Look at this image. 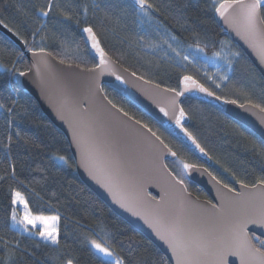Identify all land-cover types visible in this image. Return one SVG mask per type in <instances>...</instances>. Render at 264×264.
<instances>
[{
	"label": "trees",
	"instance_id": "1",
	"mask_svg": "<svg viewBox=\"0 0 264 264\" xmlns=\"http://www.w3.org/2000/svg\"><path fill=\"white\" fill-rule=\"evenodd\" d=\"M224 1L228 0H149L159 11L148 17L135 0H51L54 7L47 16L39 10L47 11L50 0H0V21L24 42L26 51L47 50L86 68L98 64L84 38V29L92 27L108 54L146 80L179 91L181 79L190 75L223 99L264 109V78L216 19ZM261 12L264 21V3ZM169 34L179 37L180 43ZM218 52L232 53L231 64L228 68L221 64L219 72L204 59L217 60ZM28 69L25 52L0 31V176L5 177L0 180V264H10V254L16 264H67L68 260L116 264L99 255L92 240L109 247L120 264H170L151 240L82 181L65 133L13 80L16 73ZM103 90L113 104L164 140L176 153L174 160H166L171 171L189 191L208 198L188 179L184 167L203 162L120 92L108 86ZM181 104L189 118L185 128L212 159L208 168L221 183L236 188L241 182L256 185L264 178L263 139L207 103L184 97ZM11 164H15L14 178ZM16 191L31 214L59 216L58 244L40 238L32 227L28 231L14 227L11 213L17 208L11 200ZM260 240L264 239L253 242L264 252Z\"/></svg>",
	"mask_w": 264,
	"mask_h": 264
},
{
	"label": "water",
	"instance_id": "2",
	"mask_svg": "<svg viewBox=\"0 0 264 264\" xmlns=\"http://www.w3.org/2000/svg\"><path fill=\"white\" fill-rule=\"evenodd\" d=\"M215 15L228 38L243 50L264 78L261 6L257 8L254 34L247 30L242 6L233 0L221 3ZM0 31L21 47L29 62V69L16 73L14 82L28 91L46 116L65 133L82 181L116 214L151 240L170 264H213V257L201 251L207 241L231 243L232 228L238 221L255 220L264 213V185L258 183L253 188L239 183L234 188L236 193H232L233 188H225L210 172L208 167L213 164L210 156L205 150L201 152L197 140L184 132L188 115L181 122L183 128L175 122L182 100L191 97L217 108L264 140V109L248 102L223 99L190 75H186L191 77L188 82L184 81L185 76L181 79L180 90L176 92L183 91L184 96L176 97L174 107L171 89L146 80L117 62L102 47L94 31L95 41L92 34L84 32L85 42L98 60L91 68L64 62L47 50L26 51L24 42L2 23ZM93 43L98 48H93ZM104 86L128 98L203 162V165L189 164L191 167L185 171L208 198L197 196L184 182L179 183L181 180L166 164L167 159L176 158L172 155L174 151L153 130L149 132L142 122L125 115L113 104ZM161 108L169 115L164 116ZM245 232L251 247L259 249L251 235L264 239V224L248 223ZM165 233L173 240L176 252L168 240L161 238ZM227 260L228 264H264V252H256L251 261L247 253L243 257L229 255Z\"/></svg>",
	"mask_w": 264,
	"mask_h": 264
},
{
	"label": "snow or ice",
	"instance_id": "3",
	"mask_svg": "<svg viewBox=\"0 0 264 264\" xmlns=\"http://www.w3.org/2000/svg\"><path fill=\"white\" fill-rule=\"evenodd\" d=\"M234 3L241 5L243 10H244V16H245V20H246V26H247V30L249 33H255L256 29H257V22H258V16H257V8L258 6H261L262 3H264V0H251V2L249 3H244L243 0H233ZM135 3L138 5L139 7V11L144 14L145 16L150 17L152 15V11H159L158 8H156V6L152 3H149V0H135ZM53 3L50 2L46 5L47 11H45L44 8H41L40 14L47 16L49 14V12H51L53 10ZM84 11H87V8L84 9ZM69 19H71V16L68 17ZM79 21H77L78 23ZM0 23H2V21H0ZM41 27H43V25H41ZM39 30V29H38ZM85 32L92 34V40L95 41L96 37L93 34V28L92 27H88L84 29ZM170 39L175 42L176 44L180 43V38L177 36H172L171 34H169ZM165 43H168V41H165ZM93 48H98V44L93 43L92 45ZM168 47L171 48L172 45L168 44ZM43 51V49L41 50ZM173 51H175V49H173ZM216 55H222V53H216ZM234 55L238 56L239 53H234ZM186 59V57H185ZM229 64H231V60L227 61ZM101 63H104L103 60V52L101 50ZM20 75H23V73H20ZM228 77L225 76L224 79H227ZM118 79H120L118 77ZM185 82H188L191 80V77L185 76L184 78ZM202 91H207V89H203L201 88ZM174 95L172 98V105L175 107L177 106V99L176 97H182L184 96V92H176V89H171L170 90ZM234 103V102H233ZM11 111V109H10ZM121 111H123V109H121ZM161 112H163L164 116H168L169 113L168 111H166L164 108L160 109ZM178 112H179V116L175 118V122L176 124L180 125L183 128V124L181 123L182 120L184 119V117L187 115V113L185 112L184 108L182 106L178 107ZM125 115H127V113H124ZM144 128L148 129L149 132H151V129L148 128L147 124L143 125ZM185 133H187V135L189 137L192 138L193 141H195V137L192 136V133L188 132V129L184 128L183 129ZM153 135H155L153 133ZM17 138L18 140H23V137L19 136V133H17ZM9 140H11V138L9 137ZM24 143H27V141H24ZM199 147V145H197ZM6 147L10 148V144L6 145ZM200 151L203 152L204 149L200 148ZM173 156L176 155V153H172ZM60 159H63V157H60ZM185 168H189L191 167L188 164L184 165ZM11 168V176L14 178L15 176V164H11L10 165ZM5 179V177L0 176V180ZM180 184H183V181L181 180L179 182ZM243 183V182H241ZM259 184L260 185H264V178L259 180ZM225 188L228 187V185H224ZM245 187H248L247 185H245ZM251 187L255 188L256 185H252ZM232 193H236V189H231ZM242 194H237V196H241ZM121 203L122 207H127V204L124 203L123 201H118ZM12 204H19V203H23L25 209L28 208V203L27 201L22 197V194L19 191H16L13 194V198L11 200ZM137 215H139V213H136ZM11 220L16 222L17 221V217H16V213L13 211L11 213ZM59 220V216H43V215H30L28 212L25 213L24 217L18 221L19 223H22L25 227L26 230L29 229V226H32V228H36L38 225H42L43 228L42 230L38 231V235L45 238L46 240H50L52 243L54 244H58L59 240H58V229L56 226V222ZM248 223H261L264 224V213H262L258 219L255 220H242V221H238L232 228V236H233V242L228 243V242H224L221 244H216L213 241L209 240L207 241L206 245L201 249L202 252H204L205 254H210L213 257V264H228V260L227 257L229 255H240L243 257V255L245 253H247L248 257H249V261H251V259L255 256V253L260 251L259 249H253L250 245V243L247 240V234L245 232L246 226ZM158 234H160L158 232ZM162 239H166L168 240V242L170 243V245L173 247V251L176 252V246L173 242V240L168 236V234H163ZM253 239H258V237L253 236ZM92 245L95 247V249H97L100 253H102L104 256H109L112 257L115 255V253H113L109 247H105L103 244L92 240L91 241ZM259 243L261 244V246H264V240H260ZM15 250H19V242H15ZM179 255H183V250L180 251ZM9 260H10V264H16L15 258L12 254H10L9 256ZM67 264H73L72 260H68ZM116 264H120V261L117 260Z\"/></svg>",
	"mask_w": 264,
	"mask_h": 264
},
{
	"label": "rangeland",
	"instance_id": "4",
	"mask_svg": "<svg viewBox=\"0 0 264 264\" xmlns=\"http://www.w3.org/2000/svg\"><path fill=\"white\" fill-rule=\"evenodd\" d=\"M231 55H232V53H230V52H222V55H219V57H218L217 60L214 59V58L205 57V56H204V59L206 60V62L209 65H212V68H214V70H217V72H219L221 64L225 65V68H228V65H227L228 62L227 61L231 59ZM202 57H203V55H202ZM15 205H16V208H17V210H16L17 221L14 222V227L17 228V229H20V230L28 231V230L25 229L24 225L22 223H19L18 221H20L24 217V215H25L26 212H28L30 215H33V214H31L29 212L28 208L25 209L23 203H19V204H15ZM52 216H54V215H52ZM56 226L58 228V221L56 222ZM29 227H32V226H29ZM42 228H43L42 225H38L36 228H33V230H34V232H38L39 230H42ZM40 238L45 239V238H43L41 236H40ZM47 241L51 242L50 240H47ZM95 251L99 255H101L102 257H104L105 259H108V260H111V261L116 262V258L114 256H112V257L104 256L97 249H95Z\"/></svg>",
	"mask_w": 264,
	"mask_h": 264
},
{
	"label": "clouds",
	"instance_id": "5",
	"mask_svg": "<svg viewBox=\"0 0 264 264\" xmlns=\"http://www.w3.org/2000/svg\"><path fill=\"white\" fill-rule=\"evenodd\" d=\"M189 190V189H188Z\"/></svg>",
	"mask_w": 264,
	"mask_h": 264
}]
</instances>
